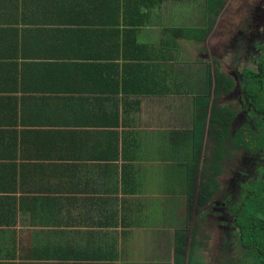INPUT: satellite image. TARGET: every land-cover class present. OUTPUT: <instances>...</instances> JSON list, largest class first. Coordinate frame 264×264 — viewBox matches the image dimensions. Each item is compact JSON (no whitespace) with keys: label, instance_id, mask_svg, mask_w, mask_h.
Wrapping results in <instances>:
<instances>
[{"label":"crops","instance_id":"0c3cea01","mask_svg":"<svg viewBox=\"0 0 264 264\" xmlns=\"http://www.w3.org/2000/svg\"><path fill=\"white\" fill-rule=\"evenodd\" d=\"M223 1L0 0V264H175Z\"/></svg>","mask_w":264,"mask_h":264},{"label":"flooded vegetation","instance_id":"af4514ba","mask_svg":"<svg viewBox=\"0 0 264 264\" xmlns=\"http://www.w3.org/2000/svg\"><path fill=\"white\" fill-rule=\"evenodd\" d=\"M224 8L225 17L222 20L224 25L232 29L235 21L238 20L239 25L238 23L234 25V29L238 25L235 30L225 27L223 31L225 44L228 45L223 60L225 65H221L220 68L216 63L215 70L219 67L221 73L231 80V85L226 93L217 98V101L226 104L233 111L230 121L232 131L245 128L258 132L260 126L257 120L261 112H258L253 104L254 95L246 92L247 90L249 92L252 80L245 79L244 74L250 70L257 71L259 65H264V0H226ZM221 28L224 26L218 22L216 34L221 32ZM212 51L217 53L216 48ZM262 128L264 130V123ZM221 163L224 164H221L220 173L215 177L218 190L213 198L201 207L205 210L204 216L210 219L211 225L204 222V216L196 214V206L191 216L190 231L197 218L204 222L205 229L208 228L211 234L210 241H205L204 247L196 248L197 253L203 257L201 264H241L237 261L241 255L236 253L239 251V246H242L241 238L237 237V232L240 231L236 222L237 212L234 213L231 209L232 204L239 202L242 196H247V185L253 180L264 181V142L249 148L243 147L237 155L224 158ZM214 232L215 242H213ZM202 234L203 232L197 233V238L202 239ZM210 247L213 253L207 257ZM243 247V251L247 248L251 249L247 246Z\"/></svg>","mask_w":264,"mask_h":264},{"label":"trees","instance_id":"16d2710c","mask_svg":"<svg viewBox=\"0 0 264 264\" xmlns=\"http://www.w3.org/2000/svg\"><path fill=\"white\" fill-rule=\"evenodd\" d=\"M210 1L212 2V0ZM214 1L218 4L217 6H222L224 2L223 0ZM212 9H215V7H208L209 15L213 11ZM257 68V71L250 70L247 73L245 72L244 77L248 81L252 80L249 92L248 90L246 92L254 95L253 104L258 112H261L257 120L260 126L257 130L258 132H253L245 128H237L233 131L230 129L233 111L226 104L218 103L217 98L227 92L231 85V80L217 70L215 71L214 97L212 99L207 125V144L211 150L209 152L206 151L203 156L200 155V151L202 149V129L206 119V111L203 108L197 112V122L194 123L193 160L191 163L192 166L190 165L192 169H190L189 177L186 181L185 192L189 196V207H191L195 192L197 162L202 156L199 187L195 203V212L198 216L203 217L205 215V210L201 209V207L206 205L218 190V183L215 177L220 173L222 160L237 155L243 147L249 148L264 142V130L262 128L264 117H261L264 116V65H259ZM200 124H202V127ZM256 183H258V186H255ZM246 190H248L247 196H242L239 202L232 204L231 209L234 213L235 211L237 212L236 222L240 230L237 232V237L241 238L242 242V246L240 245L239 251L236 252L238 255H241L237 261H240L241 264H264V181L253 180L250 185H247ZM239 206L240 210L237 211ZM203 220L205 223L210 224V219L208 220L207 216H204ZM199 232H203L204 234H202V239L197 238V233ZM190 233L191 237L188 244L186 230H177L176 232L177 236L174 245L175 264H180V261L184 260V253L187 246L189 248L187 264H201L203 261L202 255L197 253L196 248L197 246L204 247L205 241H210V231L208 228L205 229L204 225L193 224ZM243 246L250 247L251 249L247 248L243 251ZM191 257L192 260H190Z\"/></svg>","mask_w":264,"mask_h":264},{"label":"rangeland","instance_id":"374dc122","mask_svg":"<svg viewBox=\"0 0 264 264\" xmlns=\"http://www.w3.org/2000/svg\"><path fill=\"white\" fill-rule=\"evenodd\" d=\"M220 68H221V65H220ZM201 146L203 147V144L201 143ZM211 149H209V146H208V144L206 143V145H205V147L203 148V149H201V151H200V155H204V153L207 151V152H209ZM222 165L224 164V163H221ZM225 166H226V164H225ZM230 171H231V169H230ZM200 172V171H199ZM196 173H197V170H196ZM259 181V180H258ZM255 186H258V183H256V185ZM190 216H192V214H190ZM196 224H198V225H204V222L201 220V219H197L196 218V221L194 222V225H196ZM189 225H190V228H191V223H189ZM189 225H188V228H189ZM216 233L214 232V237H213V242H215L216 241ZM214 247H215V245H214ZM214 247H213V249H214ZM194 252V251H193ZM213 253V250H212V247H210L209 248V251L207 252V257H210V255ZM264 256V255H263ZM190 260H192V257H191V259Z\"/></svg>","mask_w":264,"mask_h":264}]
</instances>
